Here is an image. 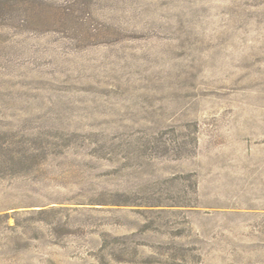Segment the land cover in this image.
I'll list each match as a JSON object with an SVG mask.
<instances>
[{
    "label": "rangeland",
    "instance_id": "obj_1",
    "mask_svg": "<svg viewBox=\"0 0 264 264\" xmlns=\"http://www.w3.org/2000/svg\"><path fill=\"white\" fill-rule=\"evenodd\" d=\"M0 264H264V0H0Z\"/></svg>",
    "mask_w": 264,
    "mask_h": 264
},
{
    "label": "trees",
    "instance_id": "obj_2",
    "mask_svg": "<svg viewBox=\"0 0 264 264\" xmlns=\"http://www.w3.org/2000/svg\"><path fill=\"white\" fill-rule=\"evenodd\" d=\"M4 216H5V217H9V215H7V214H5Z\"/></svg>",
    "mask_w": 264,
    "mask_h": 264
}]
</instances>
